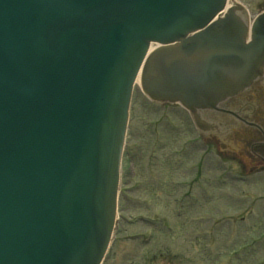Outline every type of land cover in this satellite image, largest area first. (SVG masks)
<instances>
[{"label": "water", "instance_id": "water-1", "mask_svg": "<svg viewBox=\"0 0 264 264\" xmlns=\"http://www.w3.org/2000/svg\"><path fill=\"white\" fill-rule=\"evenodd\" d=\"M263 70L264 11L228 0H0V264L102 262L138 77L206 130Z\"/></svg>", "mask_w": 264, "mask_h": 264}, {"label": "rangeland", "instance_id": "rangeland-1", "mask_svg": "<svg viewBox=\"0 0 264 264\" xmlns=\"http://www.w3.org/2000/svg\"><path fill=\"white\" fill-rule=\"evenodd\" d=\"M237 1L246 6L251 20L256 14L264 10V0ZM137 93H139L138 89ZM141 103L143 104H138L131 115V122L133 125L135 124V127L131 129V138L127 143L122 167L123 177L117 230L103 264H264V242L261 243V239L259 240L264 229L258 225L255 226L257 223L260 224L261 220L258 221V215L252 214L253 217H248L242 221L240 218L246 212L237 211L242 207L247 208V204L253 201L248 209L254 212L257 209L264 212V189L245 186L234 177H227V184L214 182L213 188H207L212 193L213 199L197 201L196 203L198 206L197 213L201 212L198 214V218L202 214L205 215L203 218L213 217V228L218 232L212 237V243L209 242L210 246L206 252L197 249L191 250L190 242L195 241L194 233L191 236L182 233L180 237H177L167 228L164 233L159 231L160 227L163 228L164 225L162 222L163 213L167 214L168 212L167 215L175 219L173 227L177 222L174 203L168 190L165 195L166 200H160V197L164 196V189H161L160 180L164 179V174L168 170L167 163H164V157L168 161L167 155L178 150L182 146L180 144L185 143L183 138L186 136L184 134H186L187 127L183 123L180 125L184 115L180 114L179 110H170L172 116L170 119H172L171 122H175V127L164 128L167 139L166 145L162 146L161 136L158 138L161 130L163 133L162 111L145 101ZM155 161L160 163L157 170L152 165ZM218 164L220 166V163H215V166ZM262 180H264L263 177ZM204 187L206 186L197 189L195 196H204V191L207 190ZM243 196L249 198L246 199V204H242V199H240L237 205L232 203L226 205L233 198H242ZM222 198L229 199V201L223 202ZM168 199L173 205L169 204L166 208L163 203L169 202ZM234 201L232 200L233 203ZM235 209L236 211H234ZM182 213H184V209ZM139 216H147L150 219H148L149 221L142 220ZM197 222L205 221L199 219ZM149 229L152 231L156 229V232H153L150 241L145 242L144 236ZM239 232H243L240 238ZM160 241L165 242V252ZM181 245L188 246L187 252L182 250ZM180 250L183 253L181 255L184 256L182 261L178 252ZM223 251H226V254Z\"/></svg>", "mask_w": 264, "mask_h": 264}, {"label": "flooded vegetation", "instance_id": "flooded-vegetation-1", "mask_svg": "<svg viewBox=\"0 0 264 264\" xmlns=\"http://www.w3.org/2000/svg\"><path fill=\"white\" fill-rule=\"evenodd\" d=\"M136 105H138L137 101ZM201 117L204 123L210 126L207 129L210 131L206 136L197 133L187 115L184 116L183 121H180V125L183 123L187 127L186 134H184L186 136L183 138L185 143L180 144L181 148L179 147L178 150L167 155L168 161L164 157V163H167L168 170L164 174V179L160 180L161 189H164V196L162 195L160 200H166L165 195L168 190L174 203V209L176 201L183 202L184 213H181V218L175 223L173 232L177 237H180L182 233L188 234V236L194 233L193 238L196 242H190L191 250L197 249L206 252L208 249L207 238L213 236L215 230L212 222L213 217L203 218L205 215L202 214L198 218L196 204L191 205L196 202L197 189L203 186H206L204 187L206 189L213 188L214 182H221L227 177H234L239 183L248 182L249 185L264 189V180H262V175L264 178V70L263 74L248 88L219 105L218 111H202ZM162 120L164 121L163 133L161 130L160 134L158 133V138L161 136L162 146H165L167 135L164 128L175 127V122H171L172 119L168 120L165 117ZM134 125L131 122L129 141ZM214 150L220 152L226 161H221L219 157H216ZM175 155L176 157H174ZM127 160L129 161L128 158ZM215 163H220V166L219 164L215 166ZM131 164L133 163L131 162ZM152 165L157 170L160 163L155 161ZM243 173L249 176H242ZM148 189L147 193L149 194ZM222 200L225 199L222 198ZM173 203L169 200L163 204L167 208L169 204L173 205ZM245 212L247 216L252 213V210L245 208ZM167 214L163 213L162 216L165 217ZM258 214L261 222L255 226L258 225L264 229V212L260 210ZM199 219L205 222L198 223ZM244 219V217L241 218V220ZM160 225L162 226L163 223ZM161 231L164 232V229L162 228ZM197 242H203V244L199 247ZM187 247V245H181L184 251L187 250ZM182 250L178 252H182Z\"/></svg>", "mask_w": 264, "mask_h": 264}, {"label": "bare ground", "instance_id": "bare-ground-1", "mask_svg": "<svg viewBox=\"0 0 264 264\" xmlns=\"http://www.w3.org/2000/svg\"><path fill=\"white\" fill-rule=\"evenodd\" d=\"M230 4H237V2H234L233 0H228V6H229Z\"/></svg>", "mask_w": 264, "mask_h": 264}]
</instances>
